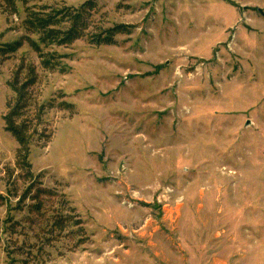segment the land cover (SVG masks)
Masks as SVG:
<instances>
[{
    "label": "rangeland",
    "instance_id": "obj_1",
    "mask_svg": "<svg viewBox=\"0 0 264 264\" xmlns=\"http://www.w3.org/2000/svg\"><path fill=\"white\" fill-rule=\"evenodd\" d=\"M88 1L87 36L40 45L43 63L26 8ZM15 8L0 10V49L20 44L0 52V264H264V0ZM117 25L131 30L91 43ZM30 69L23 119L32 122V179L46 194L39 214L30 199L15 207L28 180L2 121L13 74L23 82ZM59 211L78 225L41 245L34 234Z\"/></svg>",
    "mask_w": 264,
    "mask_h": 264
},
{
    "label": "trees",
    "instance_id": "obj_2",
    "mask_svg": "<svg viewBox=\"0 0 264 264\" xmlns=\"http://www.w3.org/2000/svg\"><path fill=\"white\" fill-rule=\"evenodd\" d=\"M16 3L25 4L26 0H0V10L14 14L16 11ZM95 7L96 3L94 1H88L76 10L70 8L56 10L48 8L46 12H33L26 8L25 25L28 30H32L38 35L37 41L31 40L28 43L30 47L40 55L43 63H48V60L43 56L40 45L68 46L87 36V15H90V12L94 11ZM64 24L66 28L62 27ZM130 30L131 27L129 26L117 25L104 30L98 36H91L92 38H90V41L94 45H112L115 43V37L117 35L128 34ZM18 47H20L19 43L7 44L0 49V52L3 55L11 54L15 52ZM20 74L21 71H16L13 74V79L8 84L14 94V98L6 104V113L2 116V121L5 132L18 144L15 165L19 169L25 171L28 180V186L21 192L20 196H18L17 206L15 207L20 206V208H22L21 205L24 204L25 200L30 199L35 201V204L29 208V211L39 214L42 213L41 208L43 202V200H39V197H46V194H43L41 183L36 179H32L31 165L28 162L29 145L31 142L30 126L32 122H26L23 119L27 109H29L31 105L29 90L36 84L37 76L35 70L30 69L26 72L23 82H21L19 81ZM42 113L43 107H37L34 113L36 123L40 121ZM51 196L58 199L63 197V195L57 196V194H51ZM0 200H4V198L0 197ZM11 219L12 218L8 221L9 224L6 230H9L11 235L16 236L14 243L18 242L23 250L25 248V241H18V237H23V234L16 230L19 227L21 228V224ZM71 220L73 221L74 219L63 216L62 211H59L56 215L46 219L47 225L41 226L39 231L34 234L33 238L35 241L38 240L41 245L49 246V244L46 243L54 241L55 231L62 232L65 227L70 225ZM77 225L78 223L74 220L73 227ZM35 247L36 245L31 246L29 244L27 249L28 251H32Z\"/></svg>",
    "mask_w": 264,
    "mask_h": 264
}]
</instances>
